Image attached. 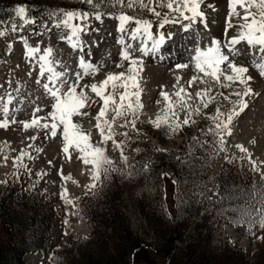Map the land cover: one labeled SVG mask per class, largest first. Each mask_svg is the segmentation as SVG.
Returning a JSON list of instances; mask_svg holds the SVG:
<instances>
[{
	"label": "rangeland",
	"instance_id": "rangeland-1",
	"mask_svg": "<svg viewBox=\"0 0 264 264\" xmlns=\"http://www.w3.org/2000/svg\"><path fill=\"white\" fill-rule=\"evenodd\" d=\"M0 2L12 6L26 5L30 17L40 15L37 20L44 21L51 29L49 34V30L40 23L24 25L21 30L20 20L0 22V31L6 33L0 37V97L4 98L0 100V109L10 93L13 102L8 105L9 120L30 122L37 106L44 109L43 112L36 113L37 116L47 115L51 109V98L42 88V83L48 82L46 77L49 73L45 74L41 84L35 83L39 65L43 63L40 57L44 55V49H52V67L57 72L65 73L63 78L74 80L75 72L83 74L79 60L84 52L73 49L71 43L64 42L66 37L63 42L58 39L71 32L70 29L52 28L57 19H49V12H93L94 9L84 4L83 0ZM145 2L149 4V8L142 10L143 18L154 23V33H164L167 30L164 28L167 27L169 32L173 31V34L178 35L181 32L178 29L184 23H189L179 13L167 9L168 0ZM172 3L175 8L177 0H172ZM207 4L213 7H204ZM202 7L208 18V26L195 24V31L201 36L203 45L190 43L194 41L190 37L194 33H189L183 41L190 40L188 45L177 48V53L173 48L167 49L170 57H166L167 53L166 58L162 55L163 61H158L154 56L143 57V71L139 74L140 103L143 107L136 109L139 119L135 129L131 124L121 127L125 118L113 121L115 113L111 110L106 117L111 124L113 139L126 145L124 155L130 157L129 161L121 158L120 150L113 146L111 140L107 145L101 144L100 133L95 125L102 101L91 92L90 87L84 89L98 103L90 109H83L82 112L88 114L73 117V122L79 124L83 131L91 133L90 140L94 146L106 147V155L113 160L112 165L106 167L116 169L110 171L107 177L102 173L100 182L93 179V165L83 163L81 157L84 154L74 148H70L69 153L63 152L62 126L58 128L56 138L49 136L47 139V130L42 127L26 130L23 124L16 123L11 124L7 130L0 129V192L3 194L6 190L15 188L17 191L13 199L19 203L17 209L35 216L38 221L43 220L46 226L45 231L36 234L35 229L28 230L29 225L17 224L11 234L8 222L10 214L0 212V262L2 248L10 241L27 248L36 247L42 239L46 249L26 253L24 264H125L131 260L132 264H168L171 260L172 264V257L175 261H182L183 254L194 256L195 251L211 259L231 258L233 264H264V239H260L264 237V228L259 227L264 220V78L254 66V62L264 63V59L261 58L258 46L250 49L246 41H241L233 49L238 54L235 57L237 64L249 68L246 77H253L249 86L256 95L246 98L249 107L235 120L232 135L228 137L225 134V150L220 151L218 144L213 146L211 133L208 131L214 127L210 117L216 114L217 107L226 116L235 106L237 97L232 96L225 101L219 93L228 95L233 90L242 91L244 86L236 83L231 88H222L196 70L192 57L196 49L212 46L211 38L219 39L221 50L229 54L225 47L228 40L226 36L238 39V32L244 30L239 25L244 22L233 18L231 23L234 27L229 28L225 34L226 18L230 11L229 0H204ZM236 10L242 17L240 7L237 6ZM95 11H108L112 16L121 14L118 8L108 5H97ZM152 11H160L162 18H175L178 22L160 28L159 21L162 18L150 15ZM124 14L132 13L126 11ZM185 15L190 13L185 11ZM89 23L92 30L82 38L86 45L85 52L88 53L84 58L93 63L96 71L84 77L80 83L100 85L108 74L127 71L128 62L120 60L119 53L126 44L136 49L137 43L145 35L141 32L135 40L127 34L121 35L117 19L104 18L102 23L91 19ZM13 25L17 26V32L11 31ZM127 33H130V28ZM21 36L27 40L28 46L39 47L41 51L33 57L27 56ZM121 39L124 43L119 42ZM133 56L140 57V54L133 52ZM117 63L124 67L117 68ZM179 64H189V67L177 68ZM29 72H32L31 76L28 75ZM227 74H231L230 70ZM194 76L201 77L205 82L197 80L189 85ZM181 88L184 89L181 93L183 101L191 108L181 107V98L176 95ZM80 90L77 88L78 92ZM205 90H210L208 96L215 97L207 109L196 95ZM123 91L122 88L116 90L117 104L119 94ZM161 92L168 93L170 102L174 105L172 111L167 110L169 101L164 99ZM110 93L111 85L105 91L106 95ZM197 108L199 114L195 112ZM190 111L191 120L195 123L185 126L182 121ZM157 117L161 119L160 129L154 127ZM3 118L0 112V120ZM131 118L129 115L126 119ZM165 118L168 124H179L180 130L173 133L172 128L163 123ZM45 122L50 124L51 117L41 121ZM100 123L103 125V120ZM103 126L107 134L108 126ZM124 132L128 133L127 137L122 135ZM33 136L36 137L35 141L30 139ZM236 145H242L247 153L240 152ZM37 148L41 151L37 152ZM136 148H139V152L133 151ZM21 150L33 157L29 160L26 155L23 161L28 165L31 175L26 176L25 171L20 169L21 178L16 179L18 168L13 161L20 156ZM5 155L8 157L7 162ZM177 157L182 158L180 162L176 161ZM145 163L149 167H142ZM37 172L42 175L37 177ZM161 173L167 175L161 178ZM173 179L176 180L175 185ZM218 180L221 185L223 182L219 189L215 188ZM94 183L97 187L90 189L89 185ZM22 193L30 195L32 201L29 204L18 195ZM21 204L28 205L29 209L22 208ZM111 208L118 214L120 228L111 224L112 215L108 212ZM31 227L39 228L34 223L30 225V229ZM176 239L181 242L178 253L173 251L177 245ZM139 242L146 243L147 246L135 250L133 244ZM162 247L166 253L171 249L172 256H165Z\"/></svg>",
	"mask_w": 264,
	"mask_h": 264
},
{
	"label": "snow or ice",
	"instance_id": "snow-or-ice-1",
	"mask_svg": "<svg viewBox=\"0 0 264 264\" xmlns=\"http://www.w3.org/2000/svg\"><path fill=\"white\" fill-rule=\"evenodd\" d=\"M83 3L93 7L94 11H63L56 10L54 12H49V19L55 17L57 22L52 25V28L57 29H70L71 34L58 37V39L63 42L65 37L69 42L73 41L75 38L76 42L72 43L71 46L73 49H78L80 52H84V44L82 37L89 35L91 25L89 21L94 19L97 23H102L104 18L117 19L119 22V32L124 34L126 31H129L131 25H135L131 29V38L133 40L137 39L138 34L141 32L147 37V40L144 42L143 46H139L136 49H133L131 45L126 44L124 50L119 53V59L128 62L127 71H121L118 74L113 73L109 74L106 79H104L100 85L92 83L88 85L87 83L81 84V80L84 77L89 76L91 73L96 71L93 63L85 60V56L88 55L87 52H84L79 60V67L83 69V74L81 72H75L74 80H69L63 78L65 73L57 72L53 69V61L50 59L52 55V49H44V55L40 57V60L43 61L39 65L38 78L35 79L36 84H41L42 80L45 78V74L49 73L47 78V83H42V88L51 98V109L44 116H37L36 113L43 112L44 109L37 106L32 113L31 121H17L16 119L9 120V107L8 105L12 104L13 96L9 93L7 94L6 100L0 112L3 114V119L0 120V129L7 130L11 124L21 123L23 124L24 129L42 127L47 130L48 135L46 139L50 136L51 138H56L58 136V128L62 126V140L64 142L63 152L69 153L70 148H74L78 152L84 154L81 159L85 165H93L94 167V176L93 179L97 182L102 180V173L104 177L110 175V171H116V169H109L108 165H112L113 160L106 155V147L94 146L91 143L90 132H85L81 129L79 124L73 122V117H78L81 115H87V112H82L83 109H90L93 105L97 104V100H92L89 95H87L84 89L90 87L92 93L102 101V106L99 108V112L96 116L97 123L95 125L96 129L99 130L101 137V144L107 145L108 141H112L113 146L116 149L120 150L121 158L125 161H129L130 157L124 155V149L126 145L123 142H117L113 139L111 132V124L106 119L109 111H113L115 115L112 117L113 121L117 118H125V123L121 127H127L131 124L132 128L135 129L138 122V116L136 115V109L142 108L143 105L140 103V85H139V74L143 71V57L150 56V53L159 52L161 46L165 43V35L161 33L158 38H154L153 33L150 31L152 24L150 19L143 18L142 10H147L149 4L145 0H83ZM108 5L111 8H118L121 12L118 16H112L108 11H95L97 5ZM204 0H177V5L174 8L172 0H168L166 7L174 12L179 13V15L189 23L185 26V30L191 28L193 24H201L204 27L208 26V18L205 14L204 7L211 8L213 7L210 4L204 5ZM163 7V5H161ZM239 6L244 9V15L241 17L240 13L236 10V7ZM229 14L226 18L225 34L229 28L234 27L231 23L233 18L241 19L244 21L239 27L244 29L238 32V39L233 37L227 40L225 47L228 50L229 54H225L221 50V41L216 38L210 39V44L212 46L207 49H196L195 55L192 57V62L195 64V68L198 72L203 73L204 77L211 78L215 83L219 84L222 88L228 89L231 88L233 84L239 83L243 85V90H233L228 95H224L223 92L219 95L223 96L225 101L230 100L232 96L237 97L234 102V107L231 111L224 116V113L221 111L220 107L215 109V115L210 117L213 121L214 127L210 128L208 131L211 133V138L213 141V146L219 145V150L224 151L225 148V134L230 137L232 135V128L234 127L235 120L240 117L249 107V104L246 100L247 97L254 96L253 89L249 86V81L253 79L250 75L246 77V74L249 72V68L238 65L235 57L238 55L233 51V46L238 45L241 41H246L249 48H255L258 46V51L261 54V58L264 59V0H229ZM255 9V11H252ZM15 15L22 22L19 26L20 29H23L24 25H33L40 23L42 27H45L49 30L51 34V29L49 25L44 21H38L35 17L29 16V8L24 6H16ZM131 12V15L124 14L125 12ZM185 11L190 13V15H185ZM150 15H154L157 18H162V13L160 11H152ZM258 17V18H257ZM73 21H78L79 23H73ZM178 20L175 18H168L164 16L161 21H159V27L164 28L165 25L169 23H177ZM18 28L16 25H13L11 28L12 32H17ZM98 31V29H96ZM4 31H0V37L5 36ZM24 41L25 51L27 56L33 57L35 53L40 52L41 49L35 46H28L27 40L23 36L20 37ZM147 41H152V46L149 48ZM120 43H124L121 39ZM11 45H9V49ZM133 52H139L140 57L133 56ZM233 57V58H230ZM224 65L222 68L221 66ZM117 68H122L124 65L117 63L115 65ZM255 68L258 70L259 75L264 78V63H255ZM17 67H19L17 65ZM177 68H188L189 64H179ZM230 70L231 74H227ZM29 76L32 75V72L28 73ZM223 78V79H222ZM200 80L201 83L205 81L201 77L194 76L189 81V85L193 82ZM10 83V82H9ZM50 85H52L50 87ZM111 85L112 93L105 94L107 87ZM77 88L81 90L78 92ZM118 88L124 89L122 93L119 94V103L117 104L115 95ZM131 89V91H130ZM18 91V89H17ZM210 90H205V92H198L196 95L203 102V107L207 109L215 97L208 96L207 93ZM184 92V89L181 88L180 92H177L176 95L181 98L180 103L182 108H191L190 105H187L183 101L181 93ZM161 95L164 97L168 103V111H172L174 105L170 102L168 93L161 92ZM207 99L205 100V97ZM4 98L0 97V100ZM110 106H112L110 108ZM238 109V110H237ZM196 114H199V108L195 110ZM131 115V119H126ZM48 116L51 117V123H41V121L47 120ZM175 116V112H173ZM221 116H224V119H221ZM192 112L188 113V116L182 121L183 125L187 126L190 123H195L194 120H191ZM103 120V125L108 126V133L105 134V128L102 126L100 121ZM167 127L172 128V132H178L180 130V125L168 124L167 118L163 121ZM154 127L156 129L161 128V119L157 117L154 122ZM123 136L127 137L128 133H122ZM35 141L36 137L33 136L30 138ZM207 143V141H205ZM31 147V145H29ZM242 153H247V149L242 145H236ZM37 152L41 151L39 148L36 149ZM133 151L139 152V148L134 149ZM29 160L33 159L30 154H26L23 150L20 152V156L17 157L13 163L17 166L18 171L16 174V179H20L19 170L22 169L25 171L26 176L31 175L28 171V165L24 164L23 161L25 156ZM5 162H7L8 157L5 155ZM71 159V156H69ZM181 157H177L176 161L180 162ZM232 161H229L231 163ZM49 163H51L49 161ZM142 167H149L148 163H145ZM253 169L255 165L253 164ZM42 174L37 172L36 176L40 177ZM167 173H161V178H163ZM67 178V177H65ZM176 180L173 179V184L175 185ZM97 184L89 185L90 189H95ZM66 191V190H65ZM64 194H61L63 198ZM71 203V201H66ZM259 227L264 228V220L261 221ZM264 239V237H260Z\"/></svg>",
	"mask_w": 264,
	"mask_h": 264
},
{
	"label": "trees",
	"instance_id": "trees-1",
	"mask_svg": "<svg viewBox=\"0 0 264 264\" xmlns=\"http://www.w3.org/2000/svg\"><path fill=\"white\" fill-rule=\"evenodd\" d=\"M99 5V4H98ZM16 6H12L10 4L4 3V2H0V22L1 23H9L11 22L13 19L17 20L18 17L15 15V9ZM37 13H35L36 15ZM40 15H36L35 18H39ZM217 189L221 188V181L218 180V184H216ZM17 191L15 188H10L8 190L5 191V193L1 194L0 192V212L1 213H9L10 215H8L9 217V224H10V233L12 234L14 229L16 228V225L19 224L21 225H29V231L32 229H35L36 234L38 233H42L43 231H45L46 226L44 221H38L37 218L32 217L28 214L23 213L22 211H20L19 209H17V204L18 201L16 199H13L14 196H16V192ZM21 198H23L25 200V202L27 204H29L32 199L30 197L29 194L27 193H22V194H18ZM23 207H27L29 209L28 205H22ZM109 213H111V220L112 223L117 227H121V225H119L118 222V214L116 212L113 211V208H111L109 211ZM36 224L39 226L38 229H36L35 227H31L30 229V225L31 224ZM41 224V225H40ZM40 241V240H39ZM133 246L135 247V250L138 249H142V246L138 243V244H133ZM43 249H46V245L44 244V241L41 239V243H39L36 247H23L21 245H16L15 242L10 241L5 247L2 248V261L0 262V264H24V256L26 253L28 252H33V251H41ZM162 252L165 254V256L167 257H171L172 256V251L171 249H169L166 253L165 248L162 247ZM195 255L192 256L191 255H182V261H175V259L172 257V264H224L221 262H225L226 264H233L231 258H224L222 257L221 259H217V258H209V257H205L204 255H200L198 252L195 251L194 253ZM193 260V261H190ZM171 262V260H170ZM170 262L168 264H170ZM260 263V262H259ZM125 264H132V260L129 262H126Z\"/></svg>",
	"mask_w": 264,
	"mask_h": 264
},
{
	"label": "bare ground",
	"instance_id": "bare-ground-1",
	"mask_svg": "<svg viewBox=\"0 0 264 264\" xmlns=\"http://www.w3.org/2000/svg\"><path fill=\"white\" fill-rule=\"evenodd\" d=\"M239 7V6H238ZM240 9H241V12H242V14L244 15L245 13H244V9L243 8H241L240 7ZM244 22V21H243ZM185 25H187V24H185ZM185 25H183V26H185ZM182 26V27H183ZM182 27H180V29H182ZM180 29H178V30H180ZM194 29V27L193 26H191V28L190 29H188V30H184V31H182L181 30V32H180V34H178V35H176V34H173V31L171 32V35H169L168 36V34H167V36L165 37V44L167 45V48H173V50H174V52H176L177 50H179V49H177V48H179V47H181L180 45L178 46V40H177V37H179L180 35L181 36H183L184 35V33H187V34H189V33H191V30H193ZM119 31V30H118ZM174 31H176V29L174 30ZM159 35L160 34H157V33H154V38H158L159 37ZM228 39H231V37L229 38L228 36H226ZM172 38V39H171ZM170 39H171V41H170ZM173 40V41H172ZM193 40V39H192ZM74 41L76 42V40L73 38V43H74ZM190 40H188V41H186L187 43L189 42ZM175 42H177V43H175ZM186 44V43H185ZM238 45H235V46H233V49H235L236 47H237ZM183 48V47H182ZM181 48V49H182ZM84 52H85V49H84ZM177 53V52H176ZM138 54H139V52H138ZM141 55V54H140ZM155 57L157 60L158 59H163V57H161L162 55H157V54H155V55H153V54H150V56H148V57ZM164 57H165V55H164ZM166 57H170V55H166ZM165 57V58H166ZM159 61V60H158ZM163 61V60H162ZM111 74V73H110ZM109 75V74H108ZM107 75V76H108ZM103 126V125H102Z\"/></svg>",
	"mask_w": 264,
	"mask_h": 264
}]
</instances>
